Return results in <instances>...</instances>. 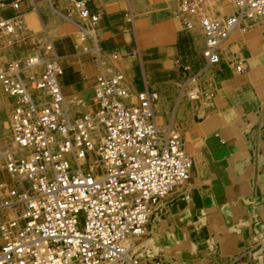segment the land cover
Segmentation results:
<instances>
[{
	"label": "built area",
	"instance_id": "2783aa9c",
	"mask_svg": "<svg viewBox=\"0 0 264 264\" xmlns=\"http://www.w3.org/2000/svg\"><path fill=\"white\" fill-rule=\"evenodd\" d=\"M66 1L81 17L76 52L98 69L87 111L73 114L53 41L22 60L0 59V89L11 104L10 138H0V264H165L133 249L162 202L192 178L182 126L159 121L157 90H129L119 54L101 45L102 13L92 0ZM174 1L182 93L210 98L205 75L220 64L231 34L264 16V0ZM21 2L0 0V41L21 38ZM197 24L203 63L195 55Z\"/></svg>",
	"mask_w": 264,
	"mask_h": 264
},
{
	"label": "rangeland",
	"instance_id": "374dc122",
	"mask_svg": "<svg viewBox=\"0 0 264 264\" xmlns=\"http://www.w3.org/2000/svg\"><path fill=\"white\" fill-rule=\"evenodd\" d=\"M164 1H166L165 3L169 4V6H172V10L176 16V10L178 8L177 3L174 0ZM51 3L55 9L72 18L74 22L81 20L78 12L66 0H35L34 4L31 3L30 0H22L20 13H22V20L24 21L23 27L21 28V38L12 44H8L2 40L0 41V59L2 61L12 59L22 60L26 58L37 45H42L49 41L47 35L51 37L52 41L55 42L56 45H59L60 53H64L61 45H64L66 49L70 51L71 42H69V40L71 37L75 39V43H78L79 31L76 23H72L60 16L53 9ZM229 10L230 8H228L226 12H229ZM263 23L264 17L256 20L245 21L242 27H240L239 30L234 33L228 41H226L224 48H222L224 57L230 64H232L235 70L237 65L242 63L244 71L246 70L245 75L252 73L253 68L251 69L252 66L250 64L252 62L245 60L243 56H241L240 51L242 45L240 46V43L242 42H240V40L242 39V36L247 35L250 38L257 39L261 44L264 39L263 33L259 31V27ZM195 26V30L198 27L200 28L198 24ZM244 28H246L245 33L243 31ZM198 44H200L199 39L196 37V50L198 52L200 62L203 63L201 57V49L204 45L203 37L201 44ZM2 53L6 55H1ZM174 61L175 58L173 57L172 62ZM216 66L217 65L213 66L212 69H215ZM175 68L177 69V67ZM211 72L212 70L208 71V73ZM261 74L262 73L256 74V81H250L246 85H239L240 88L237 89H233V87H237L238 85L232 86L231 91H227L225 94L224 90L220 91L222 84L213 81V77L207 74L205 75V79L209 80L208 84L212 87L214 95L210 98L202 97L199 100L190 99L182 93L181 85L179 83L181 75L178 77L176 75L177 78L175 75L174 77L170 76L172 77V80L163 83L164 85L162 84V86L160 85V89L158 90L159 101L156 106L158 119L163 124L166 123L169 118L181 124L183 136L185 135L189 140V142L187 141V146L190 149V154L194 156L195 161L197 155L204 156L203 160L205 163H203L202 167L205 166L203 168L206 170L209 169L208 162L206 161V154L208 153V150L206 149V140L208 136H205L206 134L204 135V132L201 130L200 123L207 116L220 112L219 110L223 112L228 109H232L234 111L236 110V112L238 111L232 119V127H229V129L233 131V134L231 133V135L235 136L236 139L257 140L259 148L264 150V147H262L264 146L262 145V143H264V102H260V100H264V97L254 95V93L256 94L258 90H260V87L261 89L264 87L263 81L260 77ZM89 79V74H84L81 78L82 81ZM241 92L244 94L242 95ZM92 94L93 86L89 88H82L71 94H67L68 98L76 101L73 108L74 115H79L89 109ZM239 107L242 111H240ZM10 108L11 104L8 100L6 92L0 89V138L2 140H8L10 137L8 129ZM225 140L227 142L233 141L227 137H225ZM262 159L264 161V153ZM259 167L260 169L255 167L254 158L249 156L247 163L238 156L236 161L237 178H234L236 184L225 185V188L228 185L230 188L231 186H234V188H232L235 189V192L230 195L223 194L219 203L216 199L220 194L213 195L214 198L210 201L211 206L207 207L205 210L202 208V205L198 204L197 206L201 209L196 211L197 215L194 217L195 222L188 227L182 226L179 230L190 238L194 235H199L200 239L206 241V244L201 245L198 249L196 247H186V249H183L180 246H174L172 247L173 255L170 256L168 251L165 249L168 242L166 241V237L164 238V236H162L166 234V232L170 231V219L172 218V214H176L174 213L173 206L171 205L172 202L168 203V200L172 197V195H169L162 202V206L165 207L162 210V213L152 219L148 232L145 236L137 239V242L139 243V247L136 250L137 254L144 258H153L156 255H160L166 264H173V261L179 264H194L196 263L194 262L196 259L198 260L204 255L207 256L210 264H264V243L255 245V240L262 237L264 234V216L257 215L256 218L254 217V219H251V216L256 213L253 211L255 210L254 207L256 204L263 206L261 209L264 210V195L261 194V198H257L255 196L252 201L253 204H250V210L247 209L248 211L245 210L246 208L241 207L239 201L241 195L246 192V178L251 175V172L256 175V173H258V171L264 166ZM250 168H252V171H250ZM204 169H202V171H204ZM232 170L233 169L230 168V172H232ZM193 171H195V169ZM243 174L246 175V177L243 176ZM193 175L194 173H192V176ZM210 178L211 175L209 174L208 178L203 180V186L205 185V187H210L212 183V181L209 180ZM192 186L193 184L189 183L180 190L186 192L184 189H186V187L187 190L192 189ZM212 186L215 187L216 184L213 182ZM260 190L264 191L263 187ZM222 191L223 187L221 186L219 193ZM210 197H212L211 193H209V198ZM227 198H231V200H233V202H231L232 205L229 207L227 206ZM246 225L250 228L249 241L253 242L254 246L247 247V250L242 249L239 253V249L233 251L235 246L231 248V250H227L225 248L223 249V241H228L230 239L233 240L235 234H237V232L239 233ZM247 226L245 227V234L249 231ZM161 230L163 231V234L161 233ZM240 241H238V243H241ZM262 241L264 242V238ZM242 245L243 244H240V246ZM219 253L228 256L230 255V257L224 259L222 255H219Z\"/></svg>",
	"mask_w": 264,
	"mask_h": 264
},
{
	"label": "crops",
	"instance_id": "0c3cea01",
	"mask_svg": "<svg viewBox=\"0 0 264 264\" xmlns=\"http://www.w3.org/2000/svg\"><path fill=\"white\" fill-rule=\"evenodd\" d=\"M30 1L34 4L35 0ZM165 2L164 0H92L91 2V8L102 13L98 31L101 45L106 53L119 54L120 59L117 65L125 74L128 88L133 94L144 89L158 91L160 85L162 86L163 83L172 80L171 78L174 77V75L175 77L176 75L177 77L179 75L182 76V70L176 64V60L179 58L180 52L182 51V45L179 40L182 23L180 19L174 15L172 6H169V4ZM53 9L66 20L75 23L72 18L68 17L63 12L54 7ZM243 31L245 33L246 28H244ZM259 31L263 33L264 39V23L259 27ZM47 36L48 40L51 42V37L49 35ZM196 37L201 44L202 32L199 27L195 30V39ZM69 42H71L70 51H68L64 45H61L64 53H60L59 45H56L54 42L67 70L62 80L64 92L66 94H71L82 88L92 87L94 77L98 72L96 64L89 55L77 54L75 39L73 37L70 38ZM240 42H242L240 43V46L242 45L240 51L241 56H243L245 60L252 62L250 63L252 66L251 69L253 68L252 73L245 75L246 70L244 71L241 65L240 68L236 67L235 70L224 56L220 64L213 69V73H208L209 76L213 77V81L222 84L220 91L224 90V94L227 91H231L232 86L238 85L237 87H233V89H237L240 88L239 85H246L250 81H256L257 73H262L260 77L264 86V41L260 44L257 39L250 38L246 35L242 36ZM1 55L6 54L2 53ZM195 55L198 62H200L197 50ZM173 57L175 58L174 62H172ZM175 67H177V69ZM84 74H89L90 79L82 81L81 78ZM241 94L243 95L244 93L241 92ZM254 95L264 97V87L262 89L260 87V90H258L256 94L254 93ZM260 102H264V100H260ZM219 111L220 112L216 114L207 116L200 123L203 132L204 129L208 127L211 129L209 134H204L208 136L206 140V149L208 150L206 161L208 162L209 169H204L203 167L205 166L202 167V164L201 167L204 171L199 173V167L194 156L191 155L194 161L193 170L195 169V171H193L194 175L190 180V183L193 184V188L187 190L186 187V189H184L186 192L179 189L178 193L170 194L172 197L168 200V203L172 202L171 205L173 206L174 213L188 210L183 227L191 226L195 222L194 217L197 215L196 211L201 209L197 206L198 204L202 205L204 210L211 206L208 201H205L202 195L204 192L206 193V191H208V195L211 193L212 197L210 198L212 200L214 198L213 195L220 194L216 199L218 203L221 201L220 199L223 194L230 195L235 192V189H233L234 186L230 188L228 185L225 188V185L236 184L234 178H237L236 161L238 156L247 163L249 156L254 158V165L258 169H260L259 166H264V161L262 159L264 150L259 148L257 140L236 139L235 136L231 135L233 131L230 130L229 127H232V119L238 111L236 112V110L234 111L232 109L225 110L224 112L221 110ZM240 111H242V109H240ZM184 137L186 140V148L190 153V149L187 146V141L189 142V140L185 135ZM225 137L233 141L227 142ZM262 145H264V143H262ZM230 168L233 169L232 172H230ZM250 171H252V168H250ZM209 174L211 175L209 180L216 184L215 187L212 186V183L209 188L205 187V185L203 186V180L208 178ZM243 176L246 177L244 174ZM246 179V192L241 195L239 201L241 207L246 208L245 210H250V204H253L252 201L254 197L261 198V194L264 195V191L260 190L262 187L264 189V167H262L256 175L251 172V175ZM221 186L223 187V191L219 193ZM186 193L190 195L189 199L183 198V195ZM227 200V206L229 207L232 205L231 202H233V200H231V198H227ZM261 208H263V206L260 204L255 205V210L253 211L256 213L254 214L255 216H251V219H254V217L256 218L257 215L264 216V210ZM246 226H244L239 233L237 232V234H235L233 240H228L234 243L235 247L233 251L239 249V253L242 249L247 250V247L254 246L253 242L249 241L250 228L248 226L249 231L245 234ZM263 238L264 234L262 237L255 240V245L264 243L262 241ZM225 241L228 242L227 240ZM238 241L241 243H238ZM240 244L243 245L240 246Z\"/></svg>",
	"mask_w": 264,
	"mask_h": 264
},
{
	"label": "bare ground",
	"instance_id": "6f19581e",
	"mask_svg": "<svg viewBox=\"0 0 264 264\" xmlns=\"http://www.w3.org/2000/svg\"><path fill=\"white\" fill-rule=\"evenodd\" d=\"M264 17V16H263ZM240 28V27H239ZM239 28L238 29H236L232 34H231V36L234 34V33H236L238 30H239ZM230 36V37H231ZM230 37L228 38V40L230 39ZM227 40V41H228ZM171 120H173V119H171ZM8 129H9V121H8ZM9 132H10V130H9ZM211 132V129H209V127L207 128V129H204V134H209ZM10 138V137H9ZM194 152V151H193ZM196 152V151H195ZM197 153V152H196ZM204 157L202 156V155H197V158H196V163H197V165H198V167H199V173H202V167H201V165L204 163ZM193 177V176H192ZM199 178V177H198ZM190 183V181L189 182H187L185 185H184V187L187 185V184H189ZM203 197H204V199H205V201H208L209 202V204H210V201H212V199L211 198H209V195H208V191H206V193L204 192L203 194ZM208 205V204H207ZM169 209V208H168ZM172 213V212H171ZM187 214H188V210H184V211H181V212H178V213H176V214H172V218L170 219L171 220V226H170V231H168V232H166V234H164V235H162V236H164V238L166 237V241L168 242L167 244H166V250L168 251V253L170 254V256L171 255H173V248L172 247H174V246H180V247H182L183 249H186V247L187 248H191V247H196L197 249L198 248H200V246L201 245H203V244H206V241H204V240H202V239H200V237H199V235H194L192 238H190L189 236H187V235H185L182 231H179L180 229H181V227L183 226V222H184V220H185V218H186V216H187ZM167 226V225H166ZM183 230V229H182ZM159 231V230H158ZM163 231L161 230V233H162ZM160 234V233H159ZM163 234V233H162ZM143 236H145V235H143ZM143 236H139V237H137L136 239H135V243H134V249L133 250H137V248L139 247V243L137 242V239L139 238H142ZM171 244H172V246H171ZM144 247V246H143ZM234 247V243L233 242H230V241H228V242H226L225 240H224V242H223V246H222V248L224 249H227V250H231V248H233ZM149 248V247H148ZM140 249V248H139ZM176 249V248H175ZM135 250V251H136ZM149 250V249H148ZM152 250V249H151ZM134 251V252H135ZM202 251V250H201ZM145 253V252H144ZM167 254V253H166ZM154 255V254H153ZM219 255H222V257L225 259V258H229L230 257V255L228 256V255H223V254H220L219 253ZM148 258V257H147ZM164 261V260H163ZM205 261H206V263H205ZM194 262H196V263H194V264H210L209 262H208V259H207V256L206 255H204L203 257H201V258H199L198 260L196 259ZM164 263H165V261H164ZM166 264V263H165ZM173 264H179V263H177V262H174L173 261ZM183 264V263H182Z\"/></svg>",
	"mask_w": 264,
	"mask_h": 264
}]
</instances>
